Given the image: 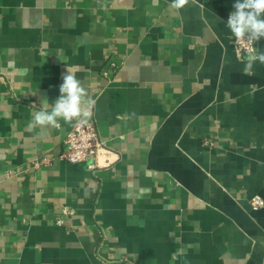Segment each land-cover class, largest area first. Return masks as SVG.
Instances as JSON below:
<instances>
[{
  "label": "crops",
  "instance_id": "obj_1",
  "mask_svg": "<svg viewBox=\"0 0 264 264\" xmlns=\"http://www.w3.org/2000/svg\"><path fill=\"white\" fill-rule=\"evenodd\" d=\"M235 2L0 0V264H264V64L243 71ZM67 68L92 166L62 157L75 120L29 126Z\"/></svg>",
  "mask_w": 264,
  "mask_h": 264
},
{
  "label": "clouds",
  "instance_id": "obj_2",
  "mask_svg": "<svg viewBox=\"0 0 264 264\" xmlns=\"http://www.w3.org/2000/svg\"><path fill=\"white\" fill-rule=\"evenodd\" d=\"M188 0H173V7L181 8ZM228 18L226 27L238 39L248 42H258L264 39V0H236ZM62 59V58H61ZM244 73L250 74L256 62L264 64V52L253 49L245 61ZM59 86L60 95L52 103L47 99L42 100L39 111L33 114L29 126H48L60 128V120L66 124L74 120L78 123H86L92 113L84 105H92L95 101L87 99V91L77 80L71 69L67 68ZM49 104L51 110L49 111Z\"/></svg>",
  "mask_w": 264,
  "mask_h": 264
},
{
  "label": "built area",
  "instance_id": "obj_3",
  "mask_svg": "<svg viewBox=\"0 0 264 264\" xmlns=\"http://www.w3.org/2000/svg\"><path fill=\"white\" fill-rule=\"evenodd\" d=\"M234 50L237 56H248L250 52L256 49L255 42H248L244 39L234 37ZM65 152L62 157L72 163L80 161H90V166L93 165L95 156L100 147L99 133L93 121L87 120L86 123H74L65 138ZM204 144H212L209 138H204ZM250 207L256 210L264 206V199L258 194H254L249 198ZM126 264V263H112Z\"/></svg>",
  "mask_w": 264,
  "mask_h": 264
}]
</instances>
